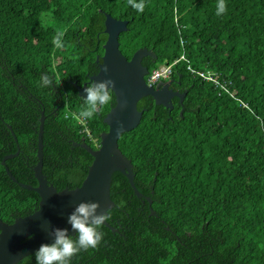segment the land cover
I'll use <instances>...</instances> for the list:
<instances>
[{"label": "trees", "instance_id": "obj_1", "mask_svg": "<svg viewBox=\"0 0 264 264\" xmlns=\"http://www.w3.org/2000/svg\"><path fill=\"white\" fill-rule=\"evenodd\" d=\"M227 3L217 16V0H145L143 13L129 0H0V218L39 207L18 182L37 185L42 111L49 183L85 179L93 155L82 144L97 148L110 104L81 121L74 82L103 54L110 13L128 20L119 41L129 59L141 47L157 55L145 57L152 69L179 59L171 77L186 95L172 108L150 95L138 103L141 121L118 143L143 196L114 172L110 226L72 264H264V0ZM44 73L52 88L40 87ZM17 264H36L35 252Z\"/></svg>", "mask_w": 264, "mask_h": 264}, {"label": "water", "instance_id": "obj_2", "mask_svg": "<svg viewBox=\"0 0 264 264\" xmlns=\"http://www.w3.org/2000/svg\"><path fill=\"white\" fill-rule=\"evenodd\" d=\"M127 24L128 20L118 19L106 13L104 31L107 39L103 44L104 53L99 68L101 65H107L108 71L106 73L101 71L96 76L97 72L90 80L109 78L114 80L115 104L104 116L103 121L108 125V130L101 133L99 146L94 149L86 143L82 144L93 155V161L81 185L58 190L49 183L43 173L44 111L41 112L38 129V161L34 167L37 185L18 182L6 167L13 181L18 182L22 187L36 191L41 199L36 210L17 217L11 223L0 218V264H17L22 258L36 252L42 244L51 243L52 238L49 233L53 227L68 228L69 234L75 235L67 220L69 214L80 202H98L100 204L98 211L101 213L115 206L111 197V183L116 171H120L128 178L138 196H143L135 185V173L131 160L123 154L118 141L124 132L132 130L140 123L143 110H139L137 105L142 97L150 95L156 104L172 107L171 98L176 93L169 89L170 81L166 82L163 88H159L162 81H158L156 86L147 83L145 76L148 68L142 64V60L145 56L156 58L157 55L152 50L141 47L130 59L122 52L119 35L127 30ZM96 61H99V56L96 57ZM84 87L86 84L82 87L78 86L81 96L85 95ZM15 139L17 140L16 137ZM18 154L17 150L15 153L6 155L2 161L3 164L8 158ZM149 200L151 201L150 198ZM105 225L110 226L109 222Z\"/></svg>", "mask_w": 264, "mask_h": 264}, {"label": "clouds", "instance_id": "obj_3", "mask_svg": "<svg viewBox=\"0 0 264 264\" xmlns=\"http://www.w3.org/2000/svg\"><path fill=\"white\" fill-rule=\"evenodd\" d=\"M130 6L136 11L143 13L145 0H129ZM228 11L227 0H217V16H222ZM64 33H58L53 43L56 47L64 46ZM101 71L107 72V65H101L98 69V76ZM55 84L54 77L44 73L41 75L39 85L42 88H52ZM84 87V97H82L83 108L78 113L81 121L95 119L101 110L113 102L115 81L112 79L90 80ZM123 127V125H121ZM98 202H80L69 214L67 223L71 226V231L75 235L69 234L68 228L53 227L49 235L51 243H45L35 252L36 264H72L73 257L82 251L96 248L103 240V226L112 217V210L106 209L99 212Z\"/></svg>", "mask_w": 264, "mask_h": 264}, {"label": "flooded vegetation", "instance_id": "obj_4", "mask_svg": "<svg viewBox=\"0 0 264 264\" xmlns=\"http://www.w3.org/2000/svg\"><path fill=\"white\" fill-rule=\"evenodd\" d=\"M104 53V52H103ZM103 55V54H102ZM102 55H98L99 56V61H95V63H96V66H95V69H94V71L91 73V72H88L87 71V73H86V76H85V78L83 79V81L81 82V84H79V83H77V81H75L74 82V86H75V89H76V92H77V96L78 97H80L81 98V102H82V97H84V96H81L80 94H79V91H78V86H83L84 84H86V83H89L90 82V78L93 76V75H95L97 72H98V69H99V65H100V63L102 62ZM146 57V56H145ZM144 57V58H145ZM143 58V60H142V64L144 65V66H146L147 68H148V73L146 74V76H145V79H146V81H147V76H148V74H149V72L151 71V66L149 65V60L148 59H144ZM160 81H162L163 83H162V85L159 87V88H163L164 87V84L166 83V82H168V81H170V83L168 84L169 85V89L173 92V93H176L174 96H172V98H171V103H172V105H173V100L174 99H176V97H178V99H179V101L180 102H182V98H184L185 97V95H186V92L185 91H182V90H180L176 85H174V79L172 78V77H169V78H167V79H165V80H160ZM159 81V82H160ZM86 86H87V84H86ZM155 86H156V84H155ZM168 89V90H169ZM184 94V96L182 97V95ZM65 98H67V93H65ZM144 97H142L139 101H138V103L143 99ZM154 102H155V100H154ZM115 104V95H114V100H113V102L112 103H110V108L113 106ZM162 105V104H161ZM138 106V105H137ZM173 107V106H172ZM171 107V108H172ZM170 108V109H171ZM139 109V108H138ZM110 110V109H109ZM140 110V109H139ZM107 114V113H106ZM8 124V123H7ZM16 141V140H15ZM18 141V140H17ZM100 143V142H99ZM19 145V144H18ZM96 146L98 147L99 146V144L96 142ZM17 150L19 151V154L18 155H20L21 153H22V151H23V148H22V146H18L17 147ZM16 150V151H17ZM15 153V152H14Z\"/></svg>", "mask_w": 264, "mask_h": 264}, {"label": "built area", "instance_id": "obj_5", "mask_svg": "<svg viewBox=\"0 0 264 264\" xmlns=\"http://www.w3.org/2000/svg\"><path fill=\"white\" fill-rule=\"evenodd\" d=\"M175 13H176V10H175ZM174 20H175V22H177V16L176 15H175ZM182 58H185V57L182 56ZM177 61H179V59H176L171 64L162 63L158 67L152 69L151 72H149V74L147 76V83L150 85H155V84H157L158 81L165 80V79L171 77L172 71H173V65ZM189 69H190V67H189ZM191 70H193V69H191ZM207 78L212 79V77H210V76H207Z\"/></svg>", "mask_w": 264, "mask_h": 264}]
</instances>
